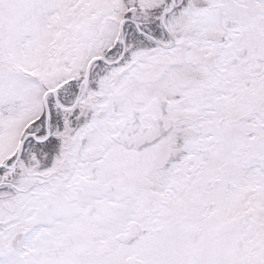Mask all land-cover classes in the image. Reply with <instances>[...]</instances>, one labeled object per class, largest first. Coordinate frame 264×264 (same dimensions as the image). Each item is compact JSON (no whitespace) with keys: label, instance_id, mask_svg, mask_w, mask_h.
<instances>
[{"label":"snow or ice","instance_id":"1","mask_svg":"<svg viewBox=\"0 0 264 264\" xmlns=\"http://www.w3.org/2000/svg\"><path fill=\"white\" fill-rule=\"evenodd\" d=\"M0 264H264V0H0Z\"/></svg>","mask_w":264,"mask_h":264}]
</instances>
